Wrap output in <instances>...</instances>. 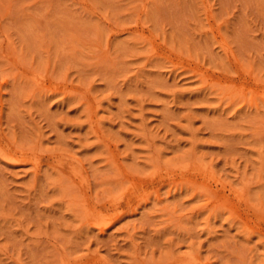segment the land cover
Instances as JSON below:
<instances>
[{"label": "rangeland", "instance_id": "1", "mask_svg": "<svg viewBox=\"0 0 264 264\" xmlns=\"http://www.w3.org/2000/svg\"><path fill=\"white\" fill-rule=\"evenodd\" d=\"M0 264H264V0H0Z\"/></svg>", "mask_w": 264, "mask_h": 264}, {"label": "bare ground", "instance_id": "2", "mask_svg": "<svg viewBox=\"0 0 264 264\" xmlns=\"http://www.w3.org/2000/svg\"><path fill=\"white\" fill-rule=\"evenodd\" d=\"M14 162V161H13ZM193 261V260H192Z\"/></svg>", "mask_w": 264, "mask_h": 264}]
</instances>
